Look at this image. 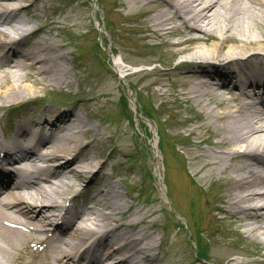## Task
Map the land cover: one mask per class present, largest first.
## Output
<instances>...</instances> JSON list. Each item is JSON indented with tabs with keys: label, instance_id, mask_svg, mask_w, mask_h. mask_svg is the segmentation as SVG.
<instances>
[{
	"label": "bare ground",
	"instance_id": "bare-ground-1",
	"mask_svg": "<svg viewBox=\"0 0 264 264\" xmlns=\"http://www.w3.org/2000/svg\"><path fill=\"white\" fill-rule=\"evenodd\" d=\"M35 1L0 0V111L31 106L39 89L70 93L68 52L39 37L57 18L21 14ZM112 8L140 46L180 59L156 71L173 79L170 88L156 81L153 93L177 114L196 111L176 125L175 154L195 184L215 186L202 207L227 232L212 239L238 235L258 247L246 252L264 258V0H113ZM28 76L38 91L21 83ZM107 88L90 99L112 94ZM49 112L17 116L10 138L0 136V264H166L156 231L139 225H154L155 209L140 212L116 184L99 183L105 163L88 154L99 125L77 110L47 119ZM84 183L96 186L89 203L67 206Z\"/></svg>",
	"mask_w": 264,
	"mask_h": 264
},
{
	"label": "rangeland",
	"instance_id": "rangeland-1",
	"mask_svg": "<svg viewBox=\"0 0 264 264\" xmlns=\"http://www.w3.org/2000/svg\"><path fill=\"white\" fill-rule=\"evenodd\" d=\"M35 2V8L28 7V12L23 11L21 14L25 19L33 18L30 19L32 21L39 18L40 23L57 18V25L46 26L47 31L45 29L39 37L43 40L53 39L55 45H60V50L68 52L67 77H70L72 84L70 93H65L54 87L41 90V85H34L35 79L29 76L24 78V82L21 80V83H28L37 91L39 89L38 99L42 100L40 107L48 105L49 109H55L54 104L58 103L49 97H55L54 99L69 107L80 100L83 101L75 109L84 118L87 117L96 126L99 125L98 139L91 140L92 143L88 146L89 156H92L95 162L105 163L102 171L106 177H101L99 183L116 184L124 196L123 203L134 204L140 212L148 214L155 209L148 219L155 224L140 222L139 225L156 231L157 237H160L159 248L166 256V264H203L195 259V246L192 243V240H195L196 225L205 230L202 234V244L207 242V258L210 264H249L252 261L260 263L264 259L262 256L246 252L258 249L254 242H249L248 245L238 235L230 236V240L224 244L212 239L211 234L216 230H219L220 235L224 229L227 232L220 223L222 227L206 217L200 203V189L208 196V193L214 190V185L197 182L196 185L190 184L185 188L177 180V166L181 165L177 157L173 165L168 162L169 166L163 168L165 158L162 159L156 145L157 131L160 135L165 132L169 142L177 150L182 139L176 133V125L184 116L192 117L196 111L193 109L185 114H177L179 108L173 102L161 104V100L154 95V90L159 88L156 81L165 79L170 88L172 77L153 74L145 77L142 71H135L151 70L154 67L157 71H163L166 67H174L180 59L168 58L158 50L140 46L134 30L112 19L110 10H113V0H99L98 6L95 0H87L85 8L80 4V0ZM95 15L100 21L95 19ZM99 24L101 25L98 26ZM112 49L119 55L118 63L111 56ZM121 60H124V63ZM112 62L131 72V77H121L123 72H117L119 76L113 75ZM151 81L152 84L142 87ZM107 87L112 88V94L104 95L97 101L90 99L97 90L108 89ZM121 96L127 99L131 113L129 118L124 117L120 110ZM145 103L148 108H152L153 122L140 115ZM40 107L32 108L36 110ZM47 117L51 118L50 115ZM13 121L15 120L11 122ZM2 123L3 120L0 121L1 127ZM83 139L87 140L88 137L84 136L81 141ZM171 148L169 146V149ZM176 150L173 149V153ZM165 153L163 151L164 155ZM157 168L161 170L162 179L157 173ZM164 178L167 186L163 184ZM86 185L82 186L77 195L78 205L88 197L93 187L91 183L84 188ZM167 193L170 194L171 200L167 198ZM201 200L205 206V195Z\"/></svg>",
	"mask_w": 264,
	"mask_h": 264
}]
</instances>
